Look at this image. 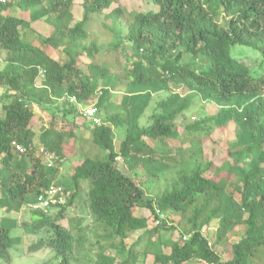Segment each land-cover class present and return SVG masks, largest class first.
I'll list each match as a JSON object with an SVG mask.
<instances>
[{
  "label": "trees",
  "instance_id": "obj_1",
  "mask_svg": "<svg viewBox=\"0 0 264 264\" xmlns=\"http://www.w3.org/2000/svg\"><path fill=\"white\" fill-rule=\"evenodd\" d=\"M123 1L0 3V50L6 55L0 86H6L15 97L0 112V209L10 211L13 204L27 202L32 192L33 202L37 203L38 197L53 184L56 169L44 166L41 158L34 159L32 173L26 172L27 161L35 152L32 104L43 113L49 109L36 93L44 94L48 103L64 100V116H76L80 114L78 105L90 103L101 82L94 105L97 116L102 109L114 111L89 128L95 153L74 166L70 182H54L62 188L63 197L71 192L68 205L61 206L54 220L40 210L32 213L35 229L48 225L50 234L41 236L31 249L47 246L60 264H70L74 237L58 221L74 202L81 182L88 180L90 212L99 224L111 230L110 236L118 239V244L112 245L117 253L126 250V241L135 233L148 231L154 235L164 229L161 223L150 229V219L160 221L161 216L165 218V213L172 212L178 219L177 228L188 236L172 242L169 253L155 254V263L264 264V0H147L146 4L151 5L147 10H129ZM77 5L81 18L74 20ZM14 10L27 13L28 19L2 15ZM222 12L227 20L225 26L216 20ZM94 15L103 16L101 26L112 37L108 47L131 52L127 61L133 68L124 80L129 81L123 84L118 75L109 74L93 62L88 72L80 68L81 58L93 59L94 53L101 50L97 39H90L88 26ZM37 23L49 30L50 36L44 42L59 33L64 37L57 46L68 62L49 57L23 39L22 32ZM235 48L260 56L259 73L255 70L256 61L249 63L237 56ZM185 57L189 62H183ZM41 75L44 85L38 91L34 84ZM120 84L126 90L117 105ZM171 84L175 89L184 86V93H170ZM161 90L169 93L167 98L156 104L151 123L142 126L141 117L152 95ZM196 96L211 100L221 109L213 116L185 124L184 131L196 134L205 130L208 123L222 131L234 123V139L222 144L225 160L215 166L205 159L190 174L182 171L172 190L156 200L147 199L136 180L118 168L117 159L131 160L132 170L144 159L162 161L170 152L168 140L181 138L178 123L184 121ZM55 113L52 112L48 128H42L40 142L59 160L64 158L65 146L75 134L73 127L67 133L55 129ZM115 129L126 131L118 151L114 145ZM200 143L192 141L193 146ZM14 144L26 152L17 153ZM202 154L199 146L194 157ZM138 209H143L144 214L136 215ZM219 217L216 244L224 246L226 262L203 235V230ZM234 223L240 224L243 232L233 242L230 233ZM12 231L7 220L0 223V259L8 264L12 262ZM128 250L132 254L133 249ZM95 264H116V258L100 253ZM119 264H128V260Z\"/></svg>",
  "mask_w": 264,
  "mask_h": 264
},
{
  "label": "rangeland",
  "instance_id": "obj_2",
  "mask_svg": "<svg viewBox=\"0 0 264 264\" xmlns=\"http://www.w3.org/2000/svg\"><path fill=\"white\" fill-rule=\"evenodd\" d=\"M146 1L147 0H124L123 3L129 10H136L138 8L147 10L151 5H147ZM78 5L74 11V20L81 18V9L79 7L80 5ZM2 15H11L28 19L27 13H22L18 10L12 12L7 11L2 13ZM102 17V15H94L88 26L91 36L90 39H97L101 46V50L98 53H94L93 59L87 57L81 58L79 61L80 68L88 72V66L93 62L101 68L106 69L109 74L118 75L122 80L121 84H123L129 81L128 79H126V81L124 80L129 70H132L133 68L127 61L131 52H123L122 50L114 51L108 47L112 37L101 26L103 20ZM216 20L221 26H225L227 23L223 12L216 17ZM31 28L32 29L22 32V37L25 41L35 44L51 58L59 60L62 63L69 61L61 47L57 46V43L64 38L60 33L56 35L54 39L44 42V40L50 36L48 28L40 23L33 25ZM244 49L245 48H235L234 50L237 56L244 58L249 63L256 61L255 70L259 73L260 56L256 52ZM5 58V53L0 50V71L6 66ZM183 62H189V58L185 57ZM121 84L117 89L118 92H116L115 104L117 105L121 104L122 95L126 90ZM43 85L44 77L41 75L36 79L34 87L39 91L43 88ZM101 86L102 83L100 82L97 88V94L93 97L92 101L86 106L80 105L78 107L79 111L88 106L95 105ZM170 86V93L172 90L177 93L179 92L180 94L184 93V86H179L177 89H175L176 87L172 84ZM36 94L41 103L49 109L47 112L43 113L36 108V104H32V110L35 112V117L31 122V128L34 133L33 146L35 152L33 158L27 161L26 172L30 174L34 170V159L39 158V152L43 148L40 142L42 128H48L49 123L52 120V112H56L54 118L55 129L61 133H67L69 129L73 127L75 137L71 138L69 143L65 146L66 154L64 155V158L56 160L54 167L56 170L53 177V183L70 182L74 166L85 156L93 155L95 153V148L89 140V128L92 127L94 122L80 114L76 116H64V100L60 102L52 100V103H48L44 94H39L38 92ZM168 94L169 93L166 92V90H161L152 95L150 102L141 117L142 126H147L151 123L150 117L155 111L156 104L165 100ZM194 99L195 101L193 102L192 107L185 113L184 121L181 122L180 120L178 123L180 126L179 130L182 134L181 138L177 141L168 140L170 152L166 157L164 156L162 161L144 159L142 165L136 170H132L130 169L132 163L131 160L124 158L117 160L118 168L124 173L131 175L136 180L137 184L145 191L147 199L156 200L162 196L165 191L172 190L174 184L178 183V178L181 172L186 171L190 174L195 169L197 163L204 162L206 159V161L212 162L215 166H220L225 160L226 153L224 152L222 144L234 139L235 124L230 123L228 128L222 131L218 130L212 123H208L205 130L196 134L184 131L185 124L198 122L204 118L213 116L221 109L211 100H206L198 96L194 97ZM14 100L15 97L13 93H11L6 86H0V112H2L5 104H9ZM113 111V108H111V110H99V121H102L108 113ZM125 134V129H115L114 131V145L117 151L119 150L121 141L125 138ZM192 141H202V143L193 146ZM216 141H220V143H216ZM199 146L202 147L203 154L196 158L194 157V152L198 150ZM16 152L20 153L19 151ZM157 155L159 154L157 153ZM212 175L213 173L209 174V176ZM89 184L90 182L88 180L81 182L80 191L76 195L74 202L67 207L65 217L58 221V224L65 229L70 230L74 237V248L70 264H95L98 261L100 253H104L107 256H114L116 258V264H119L124 260H128V264H158L155 263V254L169 253V247L172 242L180 241L188 236L187 233H184L182 228H177L178 219L176 215L172 212H167L164 214V220L161 219L159 221V219L151 218L149 222L150 229H153L156 226L157 221L164 226V229L154 235H150L148 231H139L135 233L126 241V250L117 253L112 245L118 244V239L110 236L112 233L111 230L99 224L90 212L88 203ZM229 191V194H231V190ZM70 194L71 192L66 196L64 195L61 204L53 205L48 210L42 209L37 203L33 202V192L27 197V202L24 201L23 203L19 202L18 204H13L10 211H7L4 208L0 209V223L3 220H7L8 224L13 227L11 233L12 247L10 249L12 262L10 264H60V259L56 258L55 253L49 247L43 246L36 251L31 249L32 246L38 243L41 236H48V234H50V232L47 231L48 225H45L41 230L35 229L32 213L35 210H40L48 218L54 220L57 215H59L61 206L68 205ZM234 198L237 199V196L234 195ZM142 214H144V210L138 209L136 215ZM220 227L219 217L215 219L209 227L203 230V235L211 244V248L219 254L222 261L226 262L227 258L224 246L222 244H216V235ZM242 232L243 227L240 224L234 223V226H232V232L230 233L233 237H231L230 241H237ZM130 248L133 249L132 254L129 253L128 249ZM0 264L8 263H5L0 259Z\"/></svg>",
  "mask_w": 264,
  "mask_h": 264
},
{
  "label": "built area",
  "instance_id": "obj_3",
  "mask_svg": "<svg viewBox=\"0 0 264 264\" xmlns=\"http://www.w3.org/2000/svg\"><path fill=\"white\" fill-rule=\"evenodd\" d=\"M9 0H0L1 4H6ZM71 102L76 103L74 100H71ZM80 105H78L79 107ZM80 114L84 116L85 118L92 120L94 123L99 124L100 121L97 116V109L95 106H88L82 110H80ZM16 147V151H19L20 153H25L26 149L14 144ZM39 158H41L42 163L44 166H46L49 169H53L55 167L56 160L58 157L55 155V153H52L50 151L45 150L42 148L39 152ZM118 158L117 160H119ZM62 188L56 187V185L53 183L49 189L45 190L41 196L37 199V205L41 207L44 210H48L53 205L61 204L63 201V195H62ZM162 219H164V216H161ZM160 224L159 221L156 222V225ZM187 237H184L183 240H186Z\"/></svg>",
  "mask_w": 264,
  "mask_h": 264
}]
</instances>
